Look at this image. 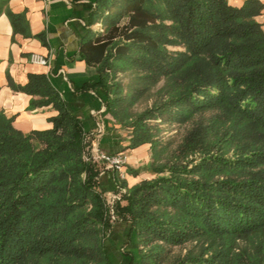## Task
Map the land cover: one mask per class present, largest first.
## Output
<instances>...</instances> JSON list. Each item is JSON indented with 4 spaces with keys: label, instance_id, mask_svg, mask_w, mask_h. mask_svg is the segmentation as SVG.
I'll use <instances>...</instances> for the list:
<instances>
[{
    "label": "trees",
    "instance_id": "16d2710c",
    "mask_svg": "<svg viewBox=\"0 0 264 264\" xmlns=\"http://www.w3.org/2000/svg\"><path fill=\"white\" fill-rule=\"evenodd\" d=\"M262 0H96L81 43L97 65L109 113L128 130L127 148L150 143L154 161L129 172L156 174L126 188L109 212L91 140L45 73L25 84L32 106L57 113L24 132L0 109V264H114L105 240L115 221L136 232L141 264H161L169 247L209 238L172 264H264V26ZM14 28L25 17L8 12ZM104 28L94 29L96 23ZM169 46L181 49L171 50ZM136 66L169 89L125 120L111 72ZM37 97V98H35ZM191 120L166 162L149 121ZM240 237L253 247L237 248Z\"/></svg>",
    "mask_w": 264,
    "mask_h": 264
},
{
    "label": "crops",
    "instance_id": "0c3cea01",
    "mask_svg": "<svg viewBox=\"0 0 264 264\" xmlns=\"http://www.w3.org/2000/svg\"><path fill=\"white\" fill-rule=\"evenodd\" d=\"M229 1L234 5L244 2ZM95 5L96 0H0V109L14 115V125L24 132L50 127L49 117L57 113L55 107L32 106L34 97L9 82L10 76L14 83L23 85L29 73H45L72 113L82 121L92 149L126 154L123 179L131 187L151 177L143 170L138 175L129 172V168H141L150 160V145L127 148V131L109 116L105 91L94 86L100 73L97 65L89 64L83 57L81 43L91 27ZM9 11L25 17L23 30L14 28ZM257 19L264 26V10ZM99 26L100 22L92 27ZM33 52L46 55L49 66L33 64L29 59ZM119 173L105 166L100 174V191L109 199L122 190ZM105 245L114 264H141L137 235L131 230L130 221H115Z\"/></svg>",
    "mask_w": 264,
    "mask_h": 264
},
{
    "label": "rangeland",
    "instance_id": "374dc122",
    "mask_svg": "<svg viewBox=\"0 0 264 264\" xmlns=\"http://www.w3.org/2000/svg\"><path fill=\"white\" fill-rule=\"evenodd\" d=\"M104 26L105 25L101 23L99 28H104ZM169 48L171 50L181 49L179 46H169ZM111 81L114 84V87L119 88V92L116 96L121 99L115 105V108L121 112V116L124 118V121L130 120L131 117L136 116L153 104L160 102L167 96L166 92L167 89H169L165 78L160 81H154L153 79L146 77L144 72L139 70L136 66H121L116 71L111 72ZM109 116L112 117L114 123L119 124L122 129L127 131V134H129V129L125 125H121L117 122L111 114ZM149 124L152 127L151 131L158 143V147H166L164 151L157 155V160H155L156 163H162L166 162L171 152H173L177 148L178 144L183 140L184 136L192 126V121H162L161 119H152L149 121ZM148 144L150 145V160L145 163V166L151 164L154 161L155 156L151 144ZM96 163L101 166L102 170L105 169L104 163ZM143 171L150 173L151 177L148 178L156 176V174H153L148 170ZM121 180L123 179H120V181ZM121 188L122 190H120V192L116 195L118 197L115 198V200L119 199L126 189H123V187ZM104 197L106 199L109 212L112 215V213H114L113 205L115 200L111 202L108 197L105 195ZM111 208L113 210H111ZM209 242V238H195L184 244L171 246L167 252L166 259L161 264H172L178 257L185 255L189 251H204ZM242 247H253L251 239L247 237H240L237 240V248Z\"/></svg>",
    "mask_w": 264,
    "mask_h": 264
},
{
    "label": "built area",
    "instance_id": "2783aa9c",
    "mask_svg": "<svg viewBox=\"0 0 264 264\" xmlns=\"http://www.w3.org/2000/svg\"><path fill=\"white\" fill-rule=\"evenodd\" d=\"M29 59L33 64L44 66H49L50 64L49 58L46 55L37 52L31 53ZM87 159H91L94 162H102L105 166L118 170L120 172V179L125 178V172L123 169L126 165L127 156L123 152H107L100 148L92 149L91 147ZM117 197L118 196H114L110 201L113 202ZM111 210L113 209L111 208Z\"/></svg>",
    "mask_w": 264,
    "mask_h": 264
}]
</instances>
